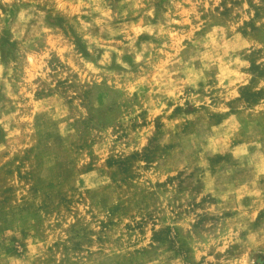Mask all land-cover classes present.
<instances>
[{"label":"rangeland","instance_id":"374dc122","mask_svg":"<svg viewBox=\"0 0 264 264\" xmlns=\"http://www.w3.org/2000/svg\"><path fill=\"white\" fill-rule=\"evenodd\" d=\"M0 264H264V0H0Z\"/></svg>","mask_w":264,"mask_h":264}]
</instances>
